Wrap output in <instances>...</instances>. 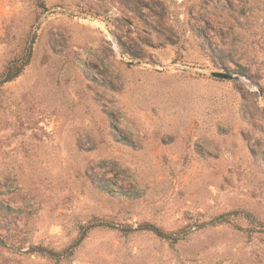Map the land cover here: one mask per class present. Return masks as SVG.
<instances>
[{"label": "rangeland", "instance_id": "1", "mask_svg": "<svg viewBox=\"0 0 264 264\" xmlns=\"http://www.w3.org/2000/svg\"><path fill=\"white\" fill-rule=\"evenodd\" d=\"M245 3L0 0V185L22 191L0 197V264H264Z\"/></svg>", "mask_w": 264, "mask_h": 264}, {"label": "trees", "instance_id": "2", "mask_svg": "<svg viewBox=\"0 0 264 264\" xmlns=\"http://www.w3.org/2000/svg\"><path fill=\"white\" fill-rule=\"evenodd\" d=\"M28 55H29V50H28ZM28 57V56H27ZM16 63V62H15ZM26 64V59L25 61H22L20 62L19 64H14L10 67H8L5 71H4V74H3V78L2 80L6 81V80H10V79H13L14 77H16L17 75H19V73L21 72L23 66ZM1 81V80H0ZM145 228H148V229H151V230H154V232L157 233V235H160L162 237H166V238H170L169 235H165L164 233H162L160 230H158L156 227L154 226H150V225H147L145 226ZM173 241H175L174 239L176 238H172Z\"/></svg>", "mask_w": 264, "mask_h": 264}, {"label": "built area", "instance_id": "3", "mask_svg": "<svg viewBox=\"0 0 264 264\" xmlns=\"http://www.w3.org/2000/svg\"><path fill=\"white\" fill-rule=\"evenodd\" d=\"M21 187L18 186L17 184H1L0 185V197L8 200L11 199V197H13L14 195H18L19 193H21ZM17 204H20L21 202L19 200H17L16 202ZM14 216V215H13ZM18 221L17 223L19 224V226L17 227L19 229V227L22 226V222H24V218L23 217H18ZM8 227L10 228V230H12L11 225L8 224Z\"/></svg>", "mask_w": 264, "mask_h": 264}, {"label": "crops", "instance_id": "4", "mask_svg": "<svg viewBox=\"0 0 264 264\" xmlns=\"http://www.w3.org/2000/svg\"><path fill=\"white\" fill-rule=\"evenodd\" d=\"M236 3H239L238 5H246L245 8L247 7V3H245L246 1H248L249 3L253 4V9L257 10V11H264V0H234Z\"/></svg>", "mask_w": 264, "mask_h": 264}, {"label": "water", "instance_id": "5", "mask_svg": "<svg viewBox=\"0 0 264 264\" xmlns=\"http://www.w3.org/2000/svg\"><path fill=\"white\" fill-rule=\"evenodd\" d=\"M210 74L214 77H219V78H231L233 77L232 74L226 73V72H221V71H212Z\"/></svg>", "mask_w": 264, "mask_h": 264}]
</instances>
